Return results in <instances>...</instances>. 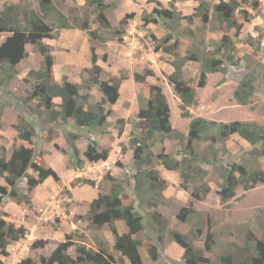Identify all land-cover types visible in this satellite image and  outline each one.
Segmentation results:
<instances>
[{"label":"trees","instance_id":"obj_1","mask_svg":"<svg viewBox=\"0 0 264 264\" xmlns=\"http://www.w3.org/2000/svg\"><path fill=\"white\" fill-rule=\"evenodd\" d=\"M38 2V9L33 7V2ZM65 1V0H61ZM97 10L96 20L104 28H110L111 22L104 13V0H85ZM200 4L195 8L194 14L183 15L176 9V0H170V7L156 0V7L143 18L145 25L160 23L167 33L161 38L163 43L160 47L170 54L173 59L171 64L173 71L167 75L168 83L180 99L182 117H190V107L198 103L197 90L194 87V79L184 77V67L188 61L201 62L197 85L205 87L208 83L209 73L219 72L223 75L221 82L226 81L229 67L239 68L242 66V58L237 56V42L230 34L234 29L236 34L243 29L244 22H250L254 14L244 7L251 5L253 10H258L259 0H219L211 5L208 0H198ZM133 15V14H131ZM238 15L243 17L244 22L238 20ZM194 16H199L202 25L212 24V31L221 35L210 38L208 45L210 50L202 51L199 45H204L205 40H199L198 44L192 42L190 48L184 54L180 52V39L178 36L197 37L198 32L189 29L183 34H175L180 22L184 19L193 21ZM130 14L120 20V25L125 27ZM94 19L90 17L70 16L64 13L54 0H20L19 2H5L0 6V32L9 33L6 39L0 43V86L9 83L18 74L17 64L27 58L29 51L27 45L31 44L38 52L37 59L41 64L39 69L29 70L24 78L32 83L28 94L21 98L36 120L44 125L66 124L73 121L78 128L101 129L107 132L108 118L113 109L108 105L115 104L120 98L122 76L119 79L101 78L103 67L98 63V52L95 44L90 45V61L92 67L90 75L84 77L82 83H77L64 78L58 82L54 76L55 58L53 46L44 41L45 38L56 39L60 30L81 29L87 31L89 41L102 39L96 30L91 29ZM124 32V28L119 30ZM199 31V30H198ZM263 36H260L261 39ZM173 40L171 43L170 41ZM207 49V48H206ZM248 57V56H246ZM256 67L251 60L246 63V72L238 82L234 90V98L242 105H248L256 92ZM155 76L151 68L143 72H135L134 79L137 82H146L147 77ZM33 80V82H32ZM98 87L103 96L93 100V89ZM60 98L56 103L55 98ZM37 101L35 106L30 102ZM122 133L125 124L124 118L118 119ZM133 127L129 136V146L133 151L132 166L134 173L133 189L138 201L136 206L133 201L125 202L122 195L124 184L111 174H106L110 189H99L89 206L87 216L96 227L108 225L115 241L113 248L127 257L131 264H143L140 247L143 242L136 235L144 228V219H150V227L158 230L159 242L164 241V226L166 219L159 211L162 201L163 190L167 181L160 174L156 164L160 163L166 169L178 171L182 179L181 186L190 190L193 200H203L212 191L211 185L206 180L208 169L203 164L212 165L219 172L222 183L217 194L221 200H229L237 195V188L243 187L248 190L255 185L264 183V169L256 166H247L240 161L221 163L220 155L228 152L227 141L238 134L246 140L254 151L262 153L259 145L264 146V124L256 121L233 120L229 122L207 119L196 116L191 119L188 134L173 127L171 121V108L164 92L162 83H154L149 86V98L140 106L136 118L133 119ZM1 126V123H0ZM19 137L32 141L35 127L31 124H18ZM54 127L49 128L47 140L54 139ZM81 134L69 131L66 140L70 147L75 166L81 167L83 159L80 158V150L77 141ZM166 140L177 142L179 147L175 153L163 148L155 153L154 147L163 144ZM174 141V142H173ZM206 146H203V145ZM58 150L63 154L66 149L55 143ZM126 146H122L125 151ZM84 158L90 162L104 161L109 158V148L101 145L96 139H91L83 152ZM118 165L123 166L121 162ZM32 171V172H31ZM0 177L5 181L0 184V264H5L2 256L9 255L8 246L11 242L23 239L28 234V228L24 224H16L8 220L10 216L3 209L7 199L31 206L34 189L47 178L53 177L59 180V174L51 166H46L43 153H38L35 148L26 145L14 146L10 153L5 145L0 146ZM87 182H95L87 179ZM192 200V201H193ZM192 201L183 206L177 214L181 222H188L191 215H199ZM149 209L146 215L141 210ZM123 221L127 231L120 233L117 222ZM161 225V226H160ZM263 233L257 236L250 228L247 229L243 244L235 245L222 252L216 259L215 264H264V217L260 223ZM197 233L202 235L203 228L197 227ZM173 240L183 249V259L186 264H202L206 259L195 248L194 240L188 235L171 230ZM67 237L65 241L58 243L50 255H42L40 264H115V257L105 243L99 244L98 248L87 247L85 244H75ZM211 239L206 241L207 249H211ZM47 240L39 239L33 244V248L44 247ZM76 245V256L69 253V248ZM153 260L159 257L158 245L151 239L145 241ZM208 261V260H207ZM18 264H38L31 256L19 260Z\"/></svg>","mask_w":264,"mask_h":264},{"label":"rangeland","instance_id":"obj_2","mask_svg":"<svg viewBox=\"0 0 264 264\" xmlns=\"http://www.w3.org/2000/svg\"><path fill=\"white\" fill-rule=\"evenodd\" d=\"M19 1L0 0V6L5 2ZM54 1L64 13L71 17L88 16L94 19L91 29L96 30L102 38L90 42L87 31L76 28L60 30L56 39H44L45 42L54 45L53 55L56 66H59L61 80L63 81L66 77L73 82L82 83L83 78L90 75L89 69L92 67L90 45L95 44L99 55L98 63L103 67L101 78L108 80L110 78L119 79L123 75L126 76L121 81L119 100L116 104L108 105L109 108L113 109V113L108 118L106 128L107 131L111 129L109 132L119 131L121 124H119L118 119L124 118L126 122L122 133L125 130V134L116 141L113 136L110 137L104 134L101 129L85 128L78 142L81 144L79 156L83 159V165L76 167L75 159L66 140V134L79 128L72 121L67 123L66 126H64L65 124L56 123L47 129L45 125L38 127L32 141L28 143L38 153H43L45 160L47 159L46 166H51L60 176L59 180L49 177L52 180H50L52 186H49L48 190L52 189L53 194H51L50 200H54L56 203L53 207L55 211L50 210L49 217L41 218L38 228L34 231L35 234L37 233L35 238L32 236V232L29 231V235L27 234L25 238L11 242L8 246L9 255L1 258L5 264H18L20 259L31 256L40 264L39 260L42 255H50L58 243L65 241L70 236L69 239L75 244H85L87 247L95 249L98 248L99 244L105 243L115 257V264H131L127 257L113 248L115 238L109 226L104 225L99 228L89 220L87 211L91 201L98 196L99 189H102V191L110 189L109 182L105 177L109 173L123 182L122 195H124L125 202L132 200L136 206L138 205L133 189V179L131 176H127L135 172L132 166L133 151L128 142L133 127L132 121L136 118L140 106L144 105L149 98V86L152 83H162L170 104L173 126L186 135L188 134L189 122L196 116L223 122L243 120L264 124V0H259L258 10H253L251 5L244 4V7L254 14L253 19L250 22H244L243 17L238 15V20L244 22L243 29L238 34L234 29L230 31L237 42V56L242 58V66L239 68L230 66L226 81L221 82L223 75L219 72L209 73L206 86L203 88L198 87L197 80L201 62L188 61L186 63L184 77L188 80H195L194 87L197 90L196 97L198 100L196 105L190 107L192 115L190 117L181 116L180 99L167 80L169 74L167 70L172 69L173 71L171 64L173 57L160 47L163 44L161 38L167 33V29L160 23L145 25L143 20L144 16L157 6L156 0H104L106 3L104 13L111 22L110 28H104L97 22V10L88 5L85 0ZM159 1L165 7H170V0ZM208 1L213 5L219 0ZM199 4L200 1L198 0H176L175 2L176 9L183 15L194 14L195 8ZM32 5L38 9L37 1H34ZM127 14H130V17L125 27H123L120 25V20ZM211 27L212 24L203 26L199 16H194L193 21L182 20L175 34H183L192 29L198 32V36H178L180 39V52L184 54L190 48L192 42L198 44L201 39L205 40L204 45H199L202 51L210 50L209 39L221 35V32H213ZM122 28H124V32L119 31ZM8 35L9 33L0 34V43ZM260 36L263 37L259 39ZM27 47L30 55L23 59L21 63L22 77L16 76L10 86L8 84L0 86V115L5 116L9 121L13 118L11 115L12 107L4 108L5 98L13 103L22 102L21 98L28 94L32 86V83L26 82L24 78L29 70L41 67L35 47L31 44H28ZM249 60L256 67V92L250 104L242 105L236 101L233 93L239 80L246 72V63ZM146 68L153 69L155 76L147 77L146 82H137L134 79V73L137 71L143 72ZM7 90H9V93ZM5 93L9 96L5 97ZM102 96L103 94L99 88L94 87L93 100L100 99ZM56 100L59 102L60 98L58 97ZM36 103L37 101L30 102L32 106H35ZM25 109H27V106H25ZM26 113L29 114L28 118L22 116L18 118L20 125L28 123V119L32 115L28 109ZM124 114L127 116L126 118L121 117ZM34 116L32 115V118L35 119ZM35 123L38 126L39 121L35 119ZM54 125H59L64 129L54 131V139L48 141V130L53 128ZM16 128H14L15 131H17ZM122 133L118 134L121 136ZM92 135L94 139L105 146L112 144L120 147L119 155H115L113 158L115 159L114 163H111V165L109 163L108 168V165L102 160L90 162L84 158V149L92 139ZM13 136L12 133L2 136L3 141L0 145H7L8 153L11 152L19 140L18 135ZM55 143L66 149L64 156L61 155V150L56 148ZM109 146L111 147V145ZM122 146H126L127 149L123 151ZM227 146L228 152L220 155L221 163L226 164L236 160L249 167L256 166L264 169V151L260 154L255 152L254 147L238 134H234L228 139ZM163 148H166V151L175 153L179 147L177 142L172 143V141L166 140L163 144H157L154 151L158 153ZM259 148L262 151L264 146L260 144ZM118 162H121L123 166L118 165ZM203 167L208 169L206 180L211 185L212 191L203 200H193L190 196L192 187L185 189L181 186L182 179L178 171L168 170L160 163L156 164V168L163 170L161 176L166 178L167 181L158 208L166 219V226L162 224L165 235L164 241L159 242L157 236L160 232L150 227L148 217L144 219V228L136 235L143 242L140 247L143 264H186L183 259L184 249L173 240L170 235L171 230L186 234L195 241L196 251L203 256V259H206L202 264H215L217 257L222 252L235 245L243 244L245 232L248 228L261 237L263 229L260 223L264 217V183L257 184L248 190L240 186L237 188L235 198L223 201L217 194V190L222 183L219 172L212 165L203 164ZM87 179L95 183L91 184L87 182ZM0 182L5 183L2 177H0ZM8 201L10 199H7L6 203ZM191 201L199 215H191L188 222H181L177 218V214L183 206H187ZM141 211L146 215L149 209ZM6 219L10 220V217L8 216ZM15 220L17 219L15 218ZM197 227L203 228L202 235L197 233ZM117 228L120 233L127 231L123 221L117 222ZM208 238L211 239V249L206 247ZM39 239L47 240L48 243L44 247L33 248L32 244ZM148 239L153 240L158 245L159 257L157 260H153L148 253L145 246V241ZM68 251L75 257L76 245L71 246Z\"/></svg>","mask_w":264,"mask_h":264},{"label":"crops","instance_id":"obj_3","mask_svg":"<svg viewBox=\"0 0 264 264\" xmlns=\"http://www.w3.org/2000/svg\"><path fill=\"white\" fill-rule=\"evenodd\" d=\"M11 3V2H10ZM15 3V2H14ZM0 34H6L5 32H0ZM46 41V40H45ZM47 43H50V42H47ZM52 46H54L52 43H50ZM27 50H28V47H27ZM29 51V50H28ZM29 55H30V52H29ZM28 55V56H29ZM23 62V60L21 62H19L17 64V70H18V74L16 75L17 77H22L21 74H22V67H21V63ZM58 67L59 66H56V61L54 63V76H55V79L58 81V82H62L61 80V76L59 74V70H58ZM61 69V68H60ZM172 71V69L170 70H167L168 73H170ZM66 74V73H65ZM16 78V77H15ZM13 78L9 83H4V84H8V86H10L13 82V80L15 79ZM154 84V83H152ZM9 90H7L8 92ZM9 93V92H8ZM5 97L9 96L7 93L4 94ZM57 99V98H56ZM55 99V102L56 103H59L57 102L58 100ZM4 108H11V115L13 116L12 120L9 121L8 119L5 118V116L3 115H0V123H1V126H0V144L2 143L3 141V137L2 136H6L7 133H12L14 134L13 137H15L16 135H18L19 137V130L18 128L15 127V125H18V118L20 116L22 117H25V118H28V115L26 113V110L25 109V106L22 104V102H16V103H13L9 100H7V98H5L4 100ZM116 104V103H115ZM23 105V106H22ZM115 109V108H114ZM27 116V117H26ZM121 117H127L124 115H122ZM36 119V118H35ZM35 119L32 118V115L31 117L28 119V124H31L33 127H35V131H38V127L40 128L41 125L44 126V124L42 122L39 121L38 123V126H36V123H35ZM72 120H70L69 122H71ZM68 122V123H69ZM73 122V121H72ZM27 124V122L25 123ZM24 124V125H25ZM173 124V123H172ZM67 123L64 125L66 126ZM63 126V125H62ZM49 126L46 124L45 125V128L47 129ZM174 127V126H173ZM17 129V131H15V129ZM54 130L55 132L60 129V130H63L64 128L63 127H59V125H54ZM63 128V129H62ZM45 129V130H46ZM44 130V128H43ZM85 128H79L78 130H75V132H78V133H82L84 132ZM111 130V129H110ZM109 130V131H110ZM107 131L106 133L104 134H107L108 136L110 137H114L115 140H119L120 137H123V135L125 134V130L124 132L122 133V135L120 136L119 134V131L117 132H109ZM119 133V134H118ZM82 135V134H81ZM34 136V135H33ZM32 136V138H33ZM92 139H94V136L92 135ZM98 141V140H97ZM29 141H26L22 138L19 137V140H18V143L14 146H17V145H26V146H31L29 145L28 143ZM79 140L77 141V146L78 148L80 147V143H78ZM99 142V141H98ZM171 142V141H170ZM100 143V142H99ZM101 144V143H100ZM103 146H105L104 144H101ZM111 145V147L109 146ZM1 146V145H0ZM107 148H109L110 150V155H109V158L106 160V161H102L104 162L105 164H107V168L109 167V163L111 165V163H114L115 159H113L115 157V155H119L120 153V147L119 146H114L112 144H108V146H105ZM6 148H7V145H6ZM8 149V148H7ZM85 150V149H84ZM58 152V150H57ZM61 155H65L63 154L62 152H60ZM47 160V159H46ZM47 163V161H46ZM103 167V166H102ZM158 169V168H157ZM160 174L163 173V170H160ZM166 179V178H165ZM51 179L48 178L46 179L44 182L40 183L33 191L32 193V204L31 206H27L25 204H18L17 202L15 201H8L6 203V205L4 206V211H6L10 216V220H13L15 221L16 224H24L27 228H28V232L31 231L32 232V236L35 238L37 233L35 234L34 231L35 229L38 228V224L41 222V218H44V217H49L50 216V210H52L53 212L55 211L53 207H55V202L54 200H50L51 199V194H53L52 192V189L48 190V187L49 186H52L51 185ZM3 182H0V184H2ZM51 188V187H50ZM15 218L17 220H15ZM32 220V221H30ZM43 220V219H42ZM29 235V234H28ZM38 237V236H37Z\"/></svg>","mask_w":264,"mask_h":264}]
</instances>
